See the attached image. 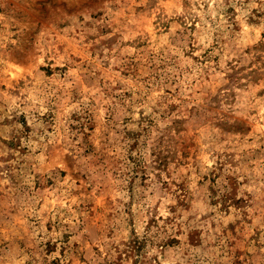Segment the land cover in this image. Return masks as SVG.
Masks as SVG:
<instances>
[{
  "label": "rangeland",
  "instance_id": "374dc122",
  "mask_svg": "<svg viewBox=\"0 0 264 264\" xmlns=\"http://www.w3.org/2000/svg\"><path fill=\"white\" fill-rule=\"evenodd\" d=\"M220 3L225 6L218 8ZM252 4L256 7L250 8ZM262 6L264 0H106L103 4L101 0H82L77 4L63 0H0V152H7V156H0L5 164L0 172H10L7 182L11 183L13 178L26 180L27 169L32 168V181L39 187L45 167L49 171H54L53 166L63 169L61 145L68 133L77 130L79 121H87L82 126L89 133L87 139L98 144L105 126L117 112L127 111L129 115L122 122L131 124L135 118L139 127L145 122V108L156 111L155 105L167 97L168 111L177 122H184L183 126L176 125L181 133H186L177 141L179 151L151 152L156 157L154 167L146 165L143 159L129 157L134 179L110 172L107 186L73 193L74 201L90 193L94 197L90 210L77 213L73 206L72 211L78 218H87L88 225L101 230L109 226V236L118 232L121 212L129 217L128 223L135 225L146 220L149 227L158 220L172 221V215L161 213H179L187 215L188 222L177 228L169 240L170 247L178 249L193 237H204L217 226V221L208 220L209 215L216 214H201L205 204L197 192H202L201 186L209 179L215 184L224 166L220 164L219 172L198 179L189 165L196 157L206 159L208 153L194 150L204 142L202 136L213 128L221 133V142H230L225 143L228 149L239 145L246 150L255 143L254 134L264 131ZM162 80L167 86H158ZM37 82H42L46 100L31 90ZM208 98L215 107H219L221 100L229 107L221 113L223 119L201 123L198 117L204 109L199 102ZM29 103L42 111L36 112ZM230 120L234 123L229 124ZM40 136L46 141L43 147ZM125 137L136 141L133 150L139 147V137L130 132ZM120 143L116 151L121 150ZM33 155L40 158L39 172L35 171ZM161 170L169 180L163 179ZM150 174L159 183L152 182ZM60 175L65 181L79 183L77 177L66 171ZM174 175L177 178L173 180ZM224 178L235 184L231 172ZM4 182L0 179V185ZM52 183L49 178L45 192ZM149 187L152 194L160 196L152 215H132L137 196L143 198V190ZM121 191L128 194L127 206H121ZM209 191L214 193L212 188ZM222 200L218 218L221 222L232 215L233 206L246 205L250 213L242 218L243 224L229 220L226 234L233 236V243L241 248L246 240L254 244L259 227L251 228L249 233L244 226L264 220L261 209H253L251 204L228 194ZM52 202L55 203L54 198ZM196 216L199 221L190 223ZM203 221H207V228L200 223ZM16 222L26 225L28 221L21 215ZM68 222V218L63 221ZM57 223L55 216L45 219V232L59 231ZM24 231H28L27 227ZM238 233H243V238ZM71 238L64 233L61 242L49 235L41 246L46 255L51 257L58 252L63 257ZM125 243L130 260L144 246L135 237V228ZM84 246L91 245L86 241ZM83 259L80 256L73 264H80Z\"/></svg>",
  "mask_w": 264,
  "mask_h": 264
},
{
  "label": "clouds",
  "instance_id": "9594fccd",
  "mask_svg": "<svg viewBox=\"0 0 264 264\" xmlns=\"http://www.w3.org/2000/svg\"><path fill=\"white\" fill-rule=\"evenodd\" d=\"M63 2L77 4L82 3V0H63ZM105 2L106 0H101V4ZM224 6L223 3L217 5L218 8ZM249 7H256V5L252 4ZM261 10L264 11V6ZM212 15H216L215 11H212ZM201 19L203 20V16ZM37 54H39V49H37ZM171 71L169 69V72ZM41 83L32 84L31 90L46 100L48 97L44 95ZM158 86L167 85L162 80ZM28 91L26 87L25 92ZM167 99L164 97L160 104L155 105L156 111H153L152 107H146L145 122L139 127H137L135 118L131 124L126 125L122 122L123 117L129 115L127 111L117 112L111 123L105 126L104 135L98 144L87 139L89 133L82 127L87 121H79L77 130L68 133L64 144L61 145L63 169L53 166L54 171H49L45 167L44 174L39 177V187L32 181L31 174L34 171L32 168L27 169L29 175L26 180L13 178L11 183L7 182V178L12 174L7 171L0 172V179L5 180L0 185V264H53V261L55 264H73V261H77L80 256L84 257L80 264H133V261H137V264H264V220L244 226L249 233L253 227H259V231L254 244L246 240L241 248L238 243H233L235 238L226 234L225 230L229 220L233 222L240 220L243 224L242 218L250 214L246 205H241L239 208L233 206L231 216L223 219L222 222L218 219L221 216L219 209L223 202L222 198L226 194L235 200H243L251 204L253 209H261V217H264V131L254 134L255 143L250 144L246 150L241 149L239 145H232L230 149L226 148L225 143L230 142H221V133L215 128L207 136H202L204 142L194 151H206L208 156L206 159L196 157L189 168L197 173L199 179L206 174L219 172L220 164L224 166V171L220 173L215 184H212L209 179L201 186L202 192H197L198 196L202 195L205 204L200 210L201 214L203 212L215 213L216 215H209L208 220L217 221V226L209 229L204 237H193L190 242L182 243L178 249L170 247L169 240L175 235L178 227L188 222L187 215L161 213L172 215V221L158 220L154 226L149 227L146 220H140L135 225L128 223L129 217L121 212L119 230L109 236V226L101 230L98 226L88 225L87 218H78L73 213V206L77 213H83L89 211L90 203L94 202V197L90 193L74 201L73 193L81 190L87 191L89 187L99 190L107 186L110 172L134 179V176H131L134 169L129 157L132 160L143 159L146 165L154 167L156 157L151 156V152L167 154L170 150L179 151L177 141L186 133H181L176 125L179 123L183 126L184 122H177L175 116L168 111L170 105L166 103ZM199 103L204 109L198 117L201 123H214L218 119H223L221 113L227 111L229 107L223 100L219 102V107H215L211 98ZM28 106L36 112L42 111L35 104L29 103ZM105 111L109 112V109L106 108ZM109 115H111L110 112ZM69 123L73 121L69 119ZM228 123L233 124L234 120ZM126 132L139 137V147L135 150H133V145L136 141L128 140L125 137ZM39 140L43 147L46 143L44 136H40ZM119 141H122L119 144L121 150L116 151ZM29 147L34 146L29 145ZM86 148H88L87 151ZM0 156H7V152H0ZM32 159L36 162L35 171L39 172L40 158L33 155ZM4 167V162L0 160V169ZM61 171L77 177L79 183L65 181L60 175ZM229 172L236 178L234 185L229 184L224 178ZM160 175L164 180H169V176L165 175L163 170L160 171ZM49 178L53 183L50 190L45 192L44 189L49 188L47 184ZM176 178L175 175L172 176L173 180ZM150 179L154 183H159L151 174ZM209 188L214 189V193L209 191ZM119 195L121 206H127L128 194L121 191ZM178 195L177 192L172 197L173 202ZM142 197L137 196L136 208L132 212L134 216L139 217L145 213L152 215V209L160 198L159 194H152L150 187L143 190ZM53 198L55 203L52 202ZM212 200L216 203H211ZM82 204L83 207H81ZM21 215L27 218L26 225L16 222L17 216ZM54 216L57 218L56 227L59 231L49 234L45 232L44 220ZM65 218H68V223H63ZM198 221L199 216H196L190 223L195 224ZM200 223L208 227L207 221ZM25 227L28 229L27 232L24 231ZM133 228H135V237L142 241L144 246L138 254H133L130 260L125 251L128 247L125 242L131 238ZM37 233H44V235L38 236ZM64 233H69L72 237L65 245L68 252L63 257L59 256L58 252L51 257L46 255L41 242L49 235H53V239L62 242L61 237ZM238 235L243 238V233H238ZM86 241L90 243V247L84 246ZM77 242L79 247H76ZM121 256L124 258H118Z\"/></svg>",
  "mask_w": 264,
  "mask_h": 264
}]
</instances>
